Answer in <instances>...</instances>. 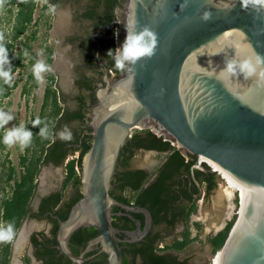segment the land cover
Listing matches in <instances>:
<instances>
[{"label": "water", "instance_id": "95a60500", "mask_svg": "<svg viewBox=\"0 0 264 264\" xmlns=\"http://www.w3.org/2000/svg\"><path fill=\"white\" fill-rule=\"evenodd\" d=\"M125 5V25L134 19L137 31L150 28L157 45L151 57L110 80L108 66L98 58L101 44L93 39L103 84L94 92L81 196L67 218H59L57 248L84 264L82 255L71 252L69 238L79 227L93 226L98 236L90 244L100 243L107 264H124L112 205L142 212L143 233L151 214L121 204L109 190L131 130L152 125L195 155L193 166L206 157L244 188V205L238 192V213L217 253L222 252L218 264H264V0H126Z\"/></svg>", "mask_w": 264, "mask_h": 264}, {"label": "trees", "instance_id": "16d2710c", "mask_svg": "<svg viewBox=\"0 0 264 264\" xmlns=\"http://www.w3.org/2000/svg\"><path fill=\"white\" fill-rule=\"evenodd\" d=\"M118 1L93 0L85 14L98 18L96 25L102 26L114 19V7ZM39 4L40 0H0V6L2 5L6 10L5 16L8 24L6 31H0V43L8 51L11 73L17 68L29 67V64L33 66V59L29 54L31 43L38 38L37 33L40 26H43L46 36L49 34L51 27L50 14L53 5H51L52 7L49 5L51 0H42V7L34 19V11ZM99 4L103 6L100 16L97 14ZM29 27L33 28L27 33ZM40 46L44 54V61L50 66L51 71L45 73L46 84L39 114L36 118L32 117L25 124L33 132L32 142L20 153L16 165L9 162L5 166V163H2L3 167L0 171V181H3L1 187L2 189L8 187L0 197V224L14 220L15 232H17L29 210V203L37 187V177L41 166L49 162L55 165L62 164L66 159L67 161L64 163L65 175L61 189L42 198L38 214L43 215L47 210L53 209L54 213L61 219L67 218L72 205L81 196V166L92 138L90 134L91 127L84 124L86 119L84 112L79 107L66 111L61 104L56 85V74L51 67L53 60L52 47L45 41ZM110 49L114 50L112 39L105 49V56L111 57L108 64L116 75H120L126 69L120 70L115 67L113 57L107 55ZM25 51L28 52V56L24 55ZM26 60H29V64L24 63ZM32 66L25 73L26 77L22 86V92L27 97L30 90L35 88L38 82L34 78ZM16 84L13 81L10 85L6 84L0 78V110H2V100L8 96L9 90ZM86 87L90 88V85L88 84ZM78 98L79 103L82 104V97ZM37 118H40L49 127V135L46 139L39 135V127H42L43 124L33 127V122ZM72 119L80 120L79 126L71 132V140H63L56 135L57 127L61 122ZM4 131L5 126L0 128V137H2ZM171 141H174L171 137L159 134L151 127L138 128L131 132V136L122 149L109 193L121 204L139 205L148 209L151 214L152 225L151 229L140 240L118 242L124 264H214L209 261L194 262L187 257H180L178 252L184 250L192 242L199 240L207 243L212 253H217L222 249L233 223L235 215L222 228L214 233H209L204 240L196 233L193 235L191 225L198 232L201 229V224L198 221L190 223L191 214L197 210L196 199L199 197L192 199L185 187H181L180 176L192 169L191 166L196 156L184 152L181 148L172 144ZM6 147V145L0 143V150ZM138 149L156 150L158 153L163 154L162 161L152 171L141 167H129L131 166L130 159ZM75 153L77 155L72 156ZM204 162V167L208 168L209 166ZM193 170L199 181L204 183L205 197H208L217 185L216 171L199 168H193ZM69 185L72 186L73 192L64 200V190ZM182 195L187 198L186 203L179 201ZM111 212L112 224L121 231V233H118L119 237H123L126 230L136 226V220H140L141 226L144 225V214L142 212L129 211L119 204L112 205ZM35 215L37 213L32 214V216ZM179 221L184 223L183 231L179 237H174L171 241L165 242L164 233H169ZM162 224H164V227H161ZM57 225L54 219L52 235ZM96 236H98V231L93 226L79 227L71 234L69 247L77 255L88 241ZM11 242L0 243V264H8ZM32 242L35 246L40 243L35 236L32 237ZM48 242L52 244L54 239L52 238ZM42 246L43 250L40 251V254L47 256L44 264H60L58 260H53L57 250L45 246L44 243ZM86 255L89 258L84 264H107L106 255L100 250V247L89 250ZM25 263H28L27 258H25Z\"/></svg>", "mask_w": 264, "mask_h": 264}, {"label": "flooded vegetation", "instance_id": "af4514ba", "mask_svg": "<svg viewBox=\"0 0 264 264\" xmlns=\"http://www.w3.org/2000/svg\"><path fill=\"white\" fill-rule=\"evenodd\" d=\"M71 1L72 0H51V4H49L50 6L53 5V7L51 6L52 11L56 13L55 22L50 27L51 35H53L52 38L54 39V45H52L50 41V36L48 40V43L51 45L53 50V60L51 63V67L53 66L56 71L55 73L56 85L58 88L59 96L60 93L67 91L68 95L70 96L73 102V106L72 107L67 106L65 107V110L70 111L72 109L79 107L84 112L86 117V119L84 120V124L90 126L91 113L93 106L95 104L94 92L98 86H101L103 84V72H104L103 65L99 63L95 58L96 44L94 43L93 39L94 38L98 39L101 44V49L98 58L101 61L105 62L106 65L108 66L109 79L111 80L121 76L125 71H123L120 75L115 74V72L111 69V67L108 64L111 57L105 56V52H106L105 49L108 47L109 41L111 39L114 44V50L118 48L117 45H115L114 43L115 31L117 29L120 31L119 45H121L125 39L124 15L126 8L125 5L126 0L118 1V3L114 7V19L102 26L96 25V21L98 20V18L94 16L93 17L87 16L85 14L89 5L92 4L93 0H85V2L82 3V6L79 7L78 10H76L75 12L74 11L68 12L66 11L68 9L67 8L68 6L66 5L67 3H71ZM41 7H42V0H40V4L36 7L35 11L36 10L39 11ZM102 10H103V6L102 4H99L97 6V14L99 16L101 15ZM36 17L34 15V19ZM110 24L112 25L107 27L106 30L103 32V28ZM88 84L90 85V88L86 87ZM80 96L82 97V104L79 103L80 101L78 97ZM71 122H76L77 126L74 128H77L79 126L80 120L72 119L70 121L61 122V123L67 124ZM82 126L84 125L82 124ZM74 128L71 129V132L74 131ZM131 159H130L131 166L129 167H134L131 164ZM66 161L67 159L64 161V163ZM203 162L204 161L199 160L201 166H193L194 164L193 163L191 166L192 169H190L189 172L182 173L180 176L182 181L181 187L182 188L185 187L187 192H189L190 195L192 196V199L201 196L205 197V185L204 183H201L199 181L198 177L195 175L193 170V168H199L204 170V168L202 167L204 166ZM46 165L56 166L52 162L45 164V166ZM208 166L210 169L211 167L210 164H208ZM141 168H145V167H141ZM154 168H145V169H147L148 171H152L154 170ZM213 169L211 168L210 170L207 171H217ZM64 175H65V169H64ZM63 179L60 181L58 186H47L45 187V189H41V190H38L39 186L37 184L35 193L29 203V210L23 222L21 223L20 227L18 228L14 239L11 242L8 264H26L25 258L28 259L27 264H44L47 260V256L46 255L43 256L40 254V251L42 252L43 250V246H42L43 243L45 246L51 248L53 247L57 250L53 260H58L60 264H78V262L71 261L68 257L63 255L57 248L56 230L59 225L60 217L54 213L53 209L47 210L46 212H44L43 215L38 214L40 211V206H41L40 204L42 198H44L45 196H47L52 192L59 191L62 187ZM68 187H70L72 190L71 193L67 196L65 195V190ZM65 190H64V200L65 198H68L72 194L73 188L72 186L69 185L65 188ZM179 201L186 203L188 200L187 198H184V195H182L179 198ZM131 206H139V205H131ZM129 211H133V210L129 209ZM134 212H140V211H134ZM33 213L34 214L37 213V215L32 216ZM27 219H31L35 221L36 224H33L27 228V231L24 235V241L22 243V246L19 248V250H16V244L18 243L19 235L22 232L24 226L25 225L28 226L26 222ZM54 219L56 220L58 225L56 227L54 234L52 235ZM138 221L140 220L135 221L136 226L124 232V236L120 237L121 239H123L122 241H128V240H129L128 242L138 241L151 229L152 225L150 224L147 231L143 233L146 227L145 215H144V225L141 226V222H140V228L137 224ZM41 224H43V227L40 228ZM161 227H164V224H162ZM178 228L179 230L175 232V230ZM183 228H184V223L182 221L176 223L169 233H164L165 235L164 241H166L167 238L169 239V241H171V239H173L174 237H179V235L183 231ZM128 232H132V233L129 234ZM119 233H121V231ZM33 236H35L40 242L37 246H35L32 242ZM52 238L54 239V242H52L51 244V242L48 241L52 240ZM93 239L88 241L86 246L80 251L79 254L77 255L75 254L76 256L82 255L84 258V263L89 258V256L86 255V253L89 250L96 249L97 247H100L101 250V245L99 246L100 243L92 242L90 244V242ZM124 239H128V240H124ZM20 251L21 253L18 258L17 256H15V254Z\"/></svg>", "mask_w": 264, "mask_h": 264}, {"label": "rangeland", "instance_id": "374dc122", "mask_svg": "<svg viewBox=\"0 0 264 264\" xmlns=\"http://www.w3.org/2000/svg\"><path fill=\"white\" fill-rule=\"evenodd\" d=\"M85 2V0H72L71 3H67L66 6H68L67 10L68 12L76 11L79 9V7L82 6V3ZM65 11V12H66ZM38 10L34 12L35 17L38 14ZM6 10L2 5L0 6V31L2 32L3 30L8 29V24L7 22V17L5 16ZM56 19V13L51 10L50 14V20H51V25L55 22ZM33 27H29L27 30V33L30 32V30ZM26 33V34H27ZM49 34L46 36L44 33V28L43 26H40L39 31L37 33V39L34 40L31 43V49H30V54L29 56L31 59H33V65L36 63L37 60H43L44 61V54L41 50V46L43 42H48L49 36H50V41L52 45H54V39L52 38L53 35H51V29H49ZM46 36V37H45ZM24 63L29 64V60H26ZM29 67L32 66L31 64L28 65ZM29 67H20L17 68L13 73H12V81L16 82V86L11 87L9 90V94L6 98H4L1 102V109L3 111H8L10 112L14 119L9 121L7 125H5V129L11 128L13 126H18L20 124L25 125L32 117H37L41 108V103L43 99V93H44V86L46 84V77L45 73H42L43 80L37 82V86L35 88H32L30 90V93L27 97V95L23 94L22 92V86L24 83V79L26 77L25 73L28 72ZM52 69L55 71V68L52 66ZM60 100L61 104L64 107H72L73 102L68 95L67 91H64L60 93ZM65 126H67L68 130L76 127L77 123L76 122H71V123H60L59 126L57 127L56 130V135L58 136V133L63 131L65 129ZM26 127V126H25ZM154 130H159L155 126L149 125ZM141 128V126L135 127L131 130V132L135 129ZM23 149L19 147V145H13L11 147L7 146L5 149L0 150V171L2 170V163H5V166L11 162L12 164L16 165L18 162V158L20 153H22ZM77 153L72 154V156H76ZM199 160L204 161L200 157L198 158ZM162 160V153H158L157 151H149V150H142L139 149L135 152L131 159V164L132 166L136 167H145V168H154L156 167L160 161ZM46 174V182L43 180H40L38 186L39 189H45L47 186H58L60 181L63 179L64 176V163L52 166L48 165L45 166V169L43 170ZM43 172L41 173L40 176H43ZM1 175V172H0ZM216 180H217V185L216 187L211 191L210 195L208 197H199L196 199V205H197V210L195 213L191 214L190 216V223L193 221H198L201 224V229L198 232L193 225H191V230L193 235L196 233L198 236L204 240L206 236L209 233H214L220 228H222L225 223L232 219L233 216L234 220L237 216L238 213V197H237V190L235 189H230L227 186L226 179L223 177V174L217 170L216 174ZM41 179V178H40ZM3 181H0V197L3 194L5 190L8 189L6 186V189H2V184ZM219 188H223L222 192L224 194H220L219 198V193L218 190ZM71 188L68 187L65 190V195H69L71 193ZM218 196V197H217ZM224 196V197H223ZM240 211V210H239ZM233 220V222H234ZM27 224L29 226L36 224L35 221L31 219H27ZM43 227V224H41L40 228ZM179 230L176 229L175 232ZM174 232V233H175ZM171 237V236H169ZM169 239L165 242H168ZM19 253V254H18ZM15 254L19 258L20 252ZM218 253V252H217ZM217 253H212L210 251V246L207 243H204L202 241H194L188 247H186L184 250L178 252V255L180 257H187L191 261L194 262H203V261H209L211 263L217 264L218 259H219V254ZM220 253V252H219Z\"/></svg>", "mask_w": 264, "mask_h": 264}, {"label": "clouds", "instance_id": "9594fccd", "mask_svg": "<svg viewBox=\"0 0 264 264\" xmlns=\"http://www.w3.org/2000/svg\"><path fill=\"white\" fill-rule=\"evenodd\" d=\"M204 19H209L210 14L205 13ZM126 36L122 44L115 50H109L107 55L113 57L115 67L120 70L128 69L130 65H135L143 57H151L157 45V35L156 33L148 27H144L142 30L137 31L135 28V20H131L127 25H125ZM25 56H28V52L25 51ZM10 59L6 47L0 43V78L3 79L4 83L11 84L12 73L10 67ZM9 66V67H5ZM228 71H232L231 63L228 65ZM51 71L49 65L43 60H37L32 66V72L34 78L37 81H42V73ZM13 115L8 111L0 110V128H3L8 124L9 121L13 120ZM43 124L39 127V135L42 138H47L49 135V127L40 118H37L33 122V127ZM58 136L63 140H71L72 135L67 126L65 129L58 133ZM33 138V132L25 127V125L20 124L18 126H13L11 128L5 129L2 137H0V143L6 146L19 145L21 149L27 148ZM16 235L15 232V222L6 221L0 224V243L11 242Z\"/></svg>", "mask_w": 264, "mask_h": 264}, {"label": "bare ground", "instance_id": "6f19581e", "mask_svg": "<svg viewBox=\"0 0 264 264\" xmlns=\"http://www.w3.org/2000/svg\"><path fill=\"white\" fill-rule=\"evenodd\" d=\"M58 21V20H57ZM59 24V23H57ZM58 26V25H57ZM57 28V27H56ZM115 138H113L112 135H109L108 138H107V145H112L113 144V140ZM201 159H203L206 163L210 164V166H212V168H214L215 170H218L220 171L222 174H223V177L226 179V182H227V186L230 188V189H235L237 190V192L240 193L241 195V206L244 205V202H245V192H244V188L242 186V184L240 182H238L237 180H235L231 175H229L226 171H224L222 168H220L218 165H216L214 162H212L210 159L206 158V157H202L200 156ZM222 189L223 188H219L218 190V193H219V198L220 197V194L222 192ZM224 190V189H223ZM224 192V191H223ZM222 192V194H224ZM218 197V196H217ZM224 197V196H223ZM240 210V209H239ZM29 227L28 226H24L22 232L20 233L19 235V240H18V243L16 244V250H19V248L22 246V243L24 241V235L27 231V228ZM221 255H222V252L219 253V259H218V262L217 264L219 263V260L221 258ZM14 261V260H13Z\"/></svg>", "mask_w": 264, "mask_h": 264}, {"label": "built area", "instance_id": "2783aa9c", "mask_svg": "<svg viewBox=\"0 0 264 264\" xmlns=\"http://www.w3.org/2000/svg\"><path fill=\"white\" fill-rule=\"evenodd\" d=\"M119 42H120V31L117 29L116 31H115V37H114V43H115V45H117V47H119L120 45H119ZM156 132H158L159 134H163V133H161V132H159L158 130H155ZM171 143L172 144H175V142L174 141H171ZM211 168H212V166H211ZM213 169V168H212ZM214 170V169H213ZM217 172V171H216Z\"/></svg>", "mask_w": 264, "mask_h": 264}, {"label": "crops", "instance_id": "0c3cea01", "mask_svg": "<svg viewBox=\"0 0 264 264\" xmlns=\"http://www.w3.org/2000/svg\"><path fill=\"white\" fill-rule=\"evenodd\" d=\"M46 166H48V165H46ZM53 166V165H52ZM45 169V165H42L41 166V169H40V172H39V174H38V177H37V181H39L40 182V180H43L44 182H46V174H45V172H43V170ZM43 172V176H40L41 175V173ZM46 177V178H45ZM41 178V179H40ZM39 182H37V184H39Z\"/></svg>", "mask_w": 264, "mask_h": 264}]
</instances>
